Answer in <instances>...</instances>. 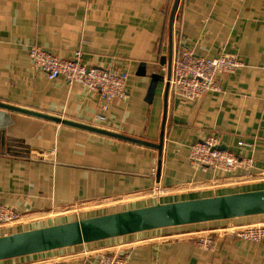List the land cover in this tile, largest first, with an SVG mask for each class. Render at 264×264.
<instances>
[{"label": "crops", "instance_id": "0c3cea01", "mask_svg": "<svg viewBox=\"0 0 264 264\" xmlns=\"http://www.w3.org/2000/svg\"><path fill=\"white\" fill-rule=\"evenodd\" d=\"M174 0H0V102L157 143L165 83L147 90L152 72L165 74L169 13ZM173 49L208 58L237 57L221 71L220 91L186 100L168 89L157 148L0 107V203L19 220L0 235L158 202L264 188V0H177ZM36 44L88 66L128 74L123 98L105 112L99 96L64 76L49 79L28 49ZM165 62H161V57ZM104 113L103 120L97 116ZM207 134L222 148L251 157V169L222 170L190 163V146ZM264 223V213L156 228L0 260L35 264H97L118 252L128 264H264L258 242L227 232L230 225ZM211 233L215 246L197 245Z\"/></svg>", "mask_w": 264, "mask_h": 264}, {"label": "water", "instance_id": "95a60500", "mask_svg": "<svg viewBox=\"0 0 264 264\" xmlns=\"http://www.w3.org/2000/svg\"><path fill=\"white\" fill-rule=\"evenodd\" d=\"M176 5L177 0H174L169 13V53L166 73L160 74L152 72L150 74L151 80L147 90V94L150 98L155 91L157 82L161 81L165 83L164 111L159 141L157 143L99 127L62 119L57 116L29 110L12 104L0 102V107L25 112L55 122H61L157 148V169L159 171L166 117V95L168 93L169 79L171 77V56L173 49L172 25ZM164 62L165 57L162 56L160 63ZM262 213H264V188L171 202H158L151 205L94 215L9 234H2L0 235V260L104 240L156 228L194 224L212 220L232 219Z\"/></svg>", "mask_w": 264, "mask_h": 264}, {"label": "built area", "instance_id": "2783aa9c", "mask_svg": "<svg viewBox=\"0 0 264 264\" xmlns=\"http://www.w3.org/2000/svg\"><path fill=\"white\" fill-rule=\"evenodd\" d=\"M28 54L35 67L39 68L49 78L64 76L71 84L78 82L99 96V107L105 112L110 102L121 99L125 93L127 72L115 69L88 66L81 62L80 52L76 51L71 58L60 57L43 47L33 44ZM242 62L235 56L220 54L213 58L197 55L192 50L180 47L176 50L171 68L169 87L175 94L186 100H197L209 91H220L221 84L217 74L221 71L234 72ZM97 116L105 118L104 113ZM219 136L207 134L189 148L188 159L191 164L204 168L236 170L251 169L253 159L239 156L232 151L223 149ZM19 220L15 209L5 203H0V226L12 225ZM227 232L246 240L260 241L264 238V223L245 225H230ZM198 246L212 249L215 237L207 232L196 238ZM35 264H60L55 258H44ZM97 264H128L125 256L118 252H106L100 255Z\"/></svg>", "mask_w": 264, "mask_h": 264}, {"label": "rangeland", "instance_id": "374dc122", "mask_svg": "<svg viewBox=\"0 0 264 264\" xmlns=\"http://www.w3.org/2000/svg\"><path fill=\"white\" fill-rule=\"evenodd\" d=\"M172 66V65H171ZM172 68V67H171Z\"/></svg>", "mask_w": 264, "mask_h": 264}]
</instances>
